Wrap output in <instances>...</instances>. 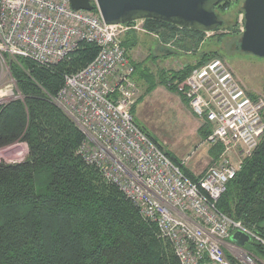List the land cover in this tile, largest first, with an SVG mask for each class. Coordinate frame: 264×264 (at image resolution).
<instances>
[{
    "label": "built area",
    "instance_id": "built-area-1",
    "mask_svg": "<svg viewBox=\"0 0 264 264\" xmlns=\"http://www.w3.org/2000/svg\"><path fill=\"white\" fill-rule=\"evenodd\" d=\"M140 22L106 24L98 9L76 11L72 0H0V106L11 98L1 81L12 60L52 68L82 43L97 46L96 58L65 76L54 98L84 134L78 155L157 227L180 264H232L227 252L235 258L245 252L229 242L236 232L264 246L217 207L264 136V98L251 97L221 58L192 71L179 89L211 128L209 141L224 145L217 164L192 182L137 126L132 113L141 92L122 39L144 30Z\"/></svg>",
    "mask_w": 264,
    "mask_h": 264
},
{
    "label": "trees",
    "instance_id": "trees-1",
    "mask_svg": "<svg viewBox=\"0 0 264 264\" xmlns=\"http://www.w3.org/2000/svg\"><path fill=\"white\" fill-rule=\"evenodd\" d=\"M244 1L220 0L214 10L224 19ZM145 26L161 35L166 44L175 39L178 44L191 42L194 53L205 41L203 31L157 20H145ZM220 29L233 34L229 32L219 41L240 34L238 19L224 22L215 31ZM123 45L129 57L135 44L131 40ZM98 52L97 46L84 43L52 68L22 58L10 63L21 98L0 107V148L19 140L28 144L29 154L24 163L0 165V264H180L171 244L159 237L157 227L145 221L132 202L78 155L84 134L53 103L65 76L85 68ZM175 54L167 51V55ZM159 58L154 55L144 62H131L133 78L141 75L147 92L158 84L180 91L194 69L219 57L207 53L196 64L177 71L160 69L155 74L149 67ZM143 96L132 109L134 118ZM206 125L201 133L208 137ZM140 129L187 178L194 183L200 180ZM223 152V146L215 145L213 161ZM217 207L264 240V136L253 155L243 161L236 178L228 183ZM246 249L264 262V246L259 241L253 239ZM227 256L232 264H241L232 255Z\"/></svg>",
    "mask_w": 264,
    "mask_h": 264
},
{
    "label": "rangeland",
    "instance_id": "rangeland-1",
    "mask_svg": "<svg viewBox=\"0 0 264 264\" xmlns=\"http://www.w3.org/2000/svg\"><path fill=\"white\" fill-rule=\"evenodd\" d=\"M244 2L238 4L240 8L233 7L229 13L223 16L224 19L218 15L219 19L227 24L238 19V34H240L237 37L230 35L219 41L220 37L222 38L231 31L220 29L219 31L205 32V41L198 53L193 52L191 42L186 44L181 41L178 44V39H175L167 42V44L164 43L161 35L154 34L146 28L145 21L139 23L140 29L143 27L144 30H135L125 35L122 39V45L124 42L129 43L131 40L135 44L129 50L128 58L130 62H144L154 55L160 57L158 60H154L153 63L151 62L152 64L149 67L155 74L160 69L168 71L181 70L187 65L196 64L204 54H217L231 69L238 82L251 97L264 98V60L251 54H245L239 49L240 39L245 30ZM167 51L177 52V54L167 55ZM10 72L11 70L7 71L5 69L2 75L1 88H9V96L11 97L8 102L4 101L3 105L9 104L11 101H18L21 98ZM134 79L140 88L141 95H144L135 111V119L140 128L166 152L173 155L196 178L204 175L208 169L216 165L219 159L214 162L211 151L215 145L223 147L224 145L221 142H210L209 135L207 137V135L204 136L201 133V127L206 123L193 112L184 94L180 91H172L164 84H158L153 91L147 92V83L142 79V76L137 74ZM0 95L3 97L2 92ZM53 103L56 107H59L54 101ZM3 105L0 107H3ZM60 110L64 112L62 108ZM208 128L211 132V128L209 126ZM233 153L230 159L235 163L237 156L235 152ZM28 154L29 146L25 142L18 140L15 143L7 144L0 148V165L24 163L28 158ZM236 259L241 264H264L263 261L254 258L250 252H244V255H236Z\"/></svg>",
    "mask_w": 264,
    "mask_h": 264
},
{
    "label": "water",
    "instance_id": "water-1",
    "mask_svg": "<svg viewBox=\"0 0 264 264\" xmlns=\"http://www.w3.org/2000/svg\"><path fill=\"white\" fill-rule=\"evenodd\" d=\"M94 2V3H93ZM220 0H72L76 11L98 9L106 24H127L157 20L193 31L213 32L223 26L215 7ZM245 30L239 49L264 60V0H245ZM248 234L238 231L231 242L241 249L251 243Z\"/></svg>",
    "mask_w": 264,
    "mask_h": 264
},
{
    "label": "crops",
    "instance_id": "crops-1",
    "mask_svg": "<svg viewBox=\"0 0 264 264\" xmlns=\"http://www.w3.org/2000/svg\"><path fill=\"white\" fill-rule=\"evenodd\" d=\"M204 175H202V176H199V177H197V178H202ZM230 243H233V242H231V241H229ZM246 247H247V245H245L244 246V249H242V250H244L245 252H248L247 251V249H246ZM228 253V252H227ZM230 254V253H229ZM253 256V255H252Z\"/></svg>",
    "mask_w": 264,
    "mask_h": 264
},
{
    "label": "bare ground",
    "instance_id": "bare-ground-1",
    "mask_svg": "<svg viewBox=\"0 0 264 264\" xmlns=\"http://www.w3.org/2000/svg\"><path fill=\"white\" fill-rule=\"evenodd\" d=\"M13 100V99H12Z\"/></svg>",
    "mask_w": 264,
    "mask_h": 264
}]
</instances>
